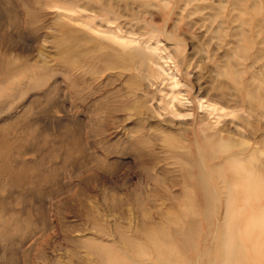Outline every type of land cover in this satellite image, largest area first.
I'll return each mask as SVG.
<instances>
[{
	"label": "rangeland",
	"instance_id": "obj_1",
	"mask_svg": "<svg viewBox=\"0 0 264 264\" xmlns=\"http://www.w3.org/2000/svg\"><path fill=\"white\" fill-rule=\"evenodd\" d=\"M85 5L0 0V264L153 254L191 216L204 245L197 144L264 150V0Z\"/></svg>",
	"mask_w": 264,
	"mask_h": 264
},
{
	"label": "bare ground",
	"instance_id": "obj_2",
	"mask_svg": "<svg viewBox=\"0 0 264 264\" xmlns=\"http://www.w3.org/2000/svg\"><path fill=\"white\" fill-rule=\"evenodd\" d=\"M89 1L62 0L73 10ZM135 56L142 63L148 58L143 51L136 52ZM206 108L218 112L216 104H207ZM197 145L195 159H188L189 169L193 168L195 174L189 169L187 174L192 180L188 184L200 196L196 198L191 190H186L183 201L191 213L203 217L207 229L202 234L204 245L197 238L201 236L197 234L201 222L197 216H191L183 226L185 237L181 241H166L151 233L153 254L145 245L135 248L137 257L126 251L118 255L105 249L102 264H192L184 256L185 248L194 250L195 264H260L264 259V150H249V146L233 149L222 135L219 140L211 139L207 149ZM198 203L204 204L201 211L195 209ZM219 204L225 205L223 221L214 217Z\"/></svg>",
	"mask_w": 264,
	"mask_h": 264
}]
</instances>
